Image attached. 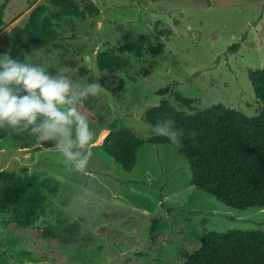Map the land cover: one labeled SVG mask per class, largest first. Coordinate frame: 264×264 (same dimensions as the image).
<instances>
[{"label":"rangeland","instance_id":"rangeland-1","mask_svg":"<svg viewBox=\"0 0 264 264\" xmlns=\"http://www.w3.org/2000/svg\"><path fill=\"white\" fill-rule=\"evenodd\" d=\"M75 1L83 8L87 0ZM93 1L98 13L53 18L50 42L19 40L17 28L38 6L54 10L52 0H10L0 17V54L105 87L78 105L96 117L87 115L94 142L83 170L58 148L31 150L35 135L0 139V170L38 175L56 188L27 232L10 231L5 221L14 211L0 212V264H182L180 243L208 231L264 230V208L231 207L198 188L185 155L173 144L148 141L146 120L163 98L187 113L223 102L258 114L262 101L249 71L264 67V0ZM125 33L151 47L124 53L131 62L122 69H101L99 53L118 52ZM237 42L238 49L231 48ZM166 87L169 93L159 94ZM177 93L192 98V106ZM120 128L144 141L132 170L102 145L105 134ZM56 256L64 261L54 262Z\"/></svg>","mask_w":264,"mask_h":264},{"label":"trees","instance_id":"trees-1","mask_svg":"<svg viewBox=\"0 0 264 264\" xmlns=\"http://www.w3.org/2000/svg\"><path fill=\"white\" fill-rule=\"evenodd\" d=\"M9 1L4 0L0 7V17ZM52 2L55 9L50 13H47V6H38L26 26L17 28L19 40L26 36L50 42L56 38L53 18L64 15L85 17L99 12L93 0H87L83 8L75 0ZM240 44L237 42L231 48L237 50ZM148 47L151 45L146 44L144 37L137 39L125 33L118 52L104 50L99 53L98 65L103 70L122 69L131 62L124 53L135 51L141 54ZM249 77L257 98L262 101V108L256 115H248L223 102L187 113L168 98H163L146 116L150 131L158 119L173 118L175 127L185 133L181 144L173 145L187 158L193 171L192 183L239 209L264 208V67L251 69ZM169 91L170 88L166 87L160 89L159 94ZM176 97L183 105L192 106V98L180 93ZM85 112L96 119L90 109ZM190 132H195V137L189 136ZM10 135L16 134L0 128V139ZM148 141L172 144L168 138L152 131ZM143 142L134 130L128 128L112 129L102 138L103 148L127 170L134 168L138 148ZM54 148H57L54 141H41L37 137L30 146L31 150ZM0 181L4 182L0 188V212L14 211V217L5 221L6 227L15 233L27 232L45 211L47 194L54 193L56 188L50 180L38 175L26 173L20 176L8 169L0 170ZM110 217L114 219V216ZM154 221L157 222V218ZM128 225L136 231L134 224ZM178 257L182 264H264V230H211L198 240L180 243ZM61 261H64L63 257L56 256L54 262Z\"/></svg>","mask_w":264,"mask_h":264},{"label":"clouds","instance_id":"clouds-1","mask_svg":"<svg viewBox=\"0 0 264 264\" xmlns=\"http://www.w3.org/2000/svg\"><path fill=\"white\" fill-rule=\"evenodd\" d=\"M98 79L83 83L44 67L0 54V128L17 135L27 132L41 141H54L59 152L77 170H83L91 155L94 132L78 105L103 90ZM170 116L158 119L151 131L179 146L184 131ZM195 137V132L188 133Z\"/></svg>","mask_w":264,"mask_h":264}]
</instances>
